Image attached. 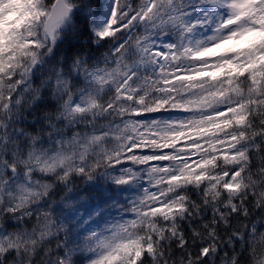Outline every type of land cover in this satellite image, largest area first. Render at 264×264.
Wrapping results in <instances>:
<instances>
[{
	"label": "snow or ice",
	"instance_id": "1",
	"mask_svg": "<svg viewBox=\"0 0 264 264\" xmlns=\"http://www.w3.org/2000/svg\"><path fill=\"white\" fill-rule=\"evenodd\" d=\"M0 264H264V0H0Z\"/></svg>",
	"mask_w": 264,
	"mask_h": 264
}]
</instances>
